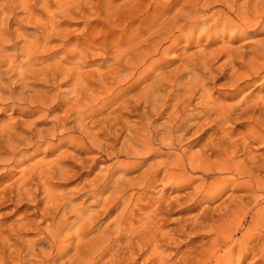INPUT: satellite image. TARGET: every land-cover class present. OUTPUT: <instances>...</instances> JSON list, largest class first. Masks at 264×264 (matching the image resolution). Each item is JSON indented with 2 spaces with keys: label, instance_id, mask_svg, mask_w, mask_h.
I'll return each instance as SVG.
<instances>
[{
  "label": "bare ground",
  "instance_id": "bare-ground-1",
  "mask_svg": "<svg viewBox=\"0 0 264 264\" xmlns=\"http://www.w3.org/2000/svg\"><path fill=\"white\" fill-rule=\"evenodd\" d=\"M30 1L6 0L0 7V108L11 105L23 117L38 114L43 125H27L19 116L0 127L2 162L17 166L21 147L35 153L63 137L59 144L74 155L95 151L118 165L81 182L75 195L48 186L67 172L60 163L68 151L23 168L11 186L2 187L0 202L28 200L38 220L25 215L7 231L0 225V264H55L63 256L62 264H233L236 252L243 260L252 255L250 264H264V154L257 152L264 150V95L239 98L256 80L264 86V41L207 50L219 40L235 42L249 28L264 31V0H172L171 14L161 11L162 0H63L54 11L43 3V22L31 8L36 0ZM73 15L83 21L74 43L59 19ZM26 26L34 32L22 31ZM203 39L204 46L187 52ZM181 42L185 49L166 61ZM95 61L96 68L86 71ZM171 63L173 69H162ZM214 70L227 75L221 85L229 92L216 98L206 88L216 79ZM58 109L62 113L49 115ZM238 125L245 129L236 132ZM190 131L197 134L194 143L206 137L188 156L181 148ZM155 154L171 161L149 162L137 178L122 179ZM85 163L77 164L79 171L93 169L96 160ZM160 174L177 189L198 182L184 199L178 196L183 201L174 197L180 212L187 199L205 204L195 218L167 232L164 216L174 204L168 198L137 208L138 216L128 213L139 200L128 191L152 188ZM228 186L231 194L214 205ZM27 230L38 237L16 247ZM189 235L201 240L187 238L175 260L161 249L180 248L177 238Z\"/></svg>",
  "mask_w": 264,
  "mask_h": 264
},
{
  "label": "rangeland",
  "instance_id": "rangeland-1",
  "mask_svg": "<svg viewBox=\"0 0 264 264\" xmlns=\"http://www.w3.org/2000/svg\"><path fill=\"white\" fill-rule=\"evenodd\" d=\"M40 1L39 0H36L35 5H31V8H32V10L35 11L34 12V15L39 16L41 18L40 19V22H43L45 20V18H46V14H47L46 13L47 10H45V13L46 14L44 13V10H43L45 8L44 7L45 4L48 5L49 9H51L52 11H54V7H55L54 5H56V3L58 1H63V0H40ZM121 1L122 0H115L114 3H120ZM171 1L172 0H162L161 3H160V7L163 6V7H161V11L164 10L163 12H165L166 14H171L172 13V7H171L172 2ZM31 2H32V0L30 1V3ZM4 3H6V0H0V7L1 8H3L1 5L4 4ZM43 3H45V4H43ZM181 4H182V2H179L178 3V5H181ZM178 5H176V6H178ZM1 8H0V10H2ZM18 11L19 10H17V12ZM20 16H21V13L19 14V17ZM77 17H78L77 15H73L71 18L70 17H67V19L70 18L69 20H66V18H59L61 20L63 19L62 20L63 22H61V28L63 29L65 27L64 29H66V27H67L66 30H67L68 33L67 32L66 33L69 35V36L67 35V37H71V42L73 41V43L74 42H77L75 36H78L77 35V34H79L78 32L80 31L81 28H83V25H82V22L83 21L79 17L77 19ZM71 19L73 21H71ZM134 26L136 27V25H134ZM13 27H14V25H13ZM34 28H35L34 26H32V27L31 26L30 27L29 26H26V27H24L22 29V31H26L28 33H31V32H34ZM260 28H257V29L249 28V29H247L246 32H248V34L246 36H244V37H242L240 39H237L235 42H232V43L227 42L228 41V38L224 39L223 42L219 40L216 43L210 45L209 48H207V50L210 51L211 49L212 50L213 49H216V48H218L219 46H222V45H224L226 47L229 46V47H232V48H236V47L243 46V44L244 45L250 44V43H252L254 41H264V31H261L260 32L259 31ZM70 30H71V33H69ZM247 38H249V39L247 40ZM205 40L206 39H203L198 45H193L191 48L187 49V52L188 53H191V52L195 51L197 49L196 47H198L199 45L200 46H204L207 43V40L206 41ZM53 43H52V45H56L55 43H57V45L59 44L58 41L57 42H53ZM183 48L185 49L184 42H181L179 44V46H178V50H176L175 52L168 53L164 57V59L166 61H170V60L173 61L174 57L177 56L178 54H180L181 53L180 51L183 50ZM98 58L103 59V57H98ZM222 58H224V56H222ZM222 61L223 60L220 57L218 59V61H217L216 64L219 65V64L222 63ZM99 63H100L99 61H95V62H93V64L87 65L86 66L87 68L85 67L86 71L87 70H92V69L96 68V66ZM174 63L176 64V61ZM174 63L168 64V65L165 64L164 67L162 66L163 67L162 69L163 70L173 69L174 66H175ZM216 64H215V67L217 66ZM88 66H90V67H88ZM165 66H166V68H165ZM217 70H219V69H217ZM217 70H214L213 71V76H215L216 79H212L210 81V83H207L206 84V88L208 89V92L212 95V97H215V98L216 97H219V94L218 93H221V94L222 93H229L227 91L224 92L222 90L223 88H222V85H221L224 81H226L225 78H227L226 77L227 75H225V74H224V76L222 74H219L218 75V71ZM212 83H214V86L213 87H212ZM261 84H262V82L260 80H256L255 82H253V84L250 85L251 87H248V88L244 89L243 92H241L239 98L242 97V94L245 95L247 93H251L252 96H256V95H260V94L261 95L262 94L264 95V86L261 85ZM236 98L228 99L227 101L224 100V102L225 103H234V102H236L239 99V98H237V100L235 101ZM12 108L13 107L11 105H9V106H7V108L3 112H2V110L0 108V127L1 128H2V126H5V124H7L8 122H10L12 120L14 121L16 119H20L21 117H22V119H20V120L23 121V122H25V123L27 122L26 123L27 125H30L31 123H36L38 121L36 128L42 127V125H43L42 121L43 120L40 119V115H38V114H36V115L35 114H27V115H25L23 117V116H21L19 109H17L18 110L17 111L15 109L12 110ZM60 113H62V110L61 109H58V110H55L54 113L52 112L49 115L50 116H53L55 114H60ZM19 116H20V118H19ZM130 119L133 120V116H131ZM162 120L163 119L159 120V122L162 121ZM244 129H245L244 128V125H238V126L235 127V131L236 132H242ZM18 133L20 134L21 132H18ZM189 133H191V131L188 132L184 136V138H183L184 140H182L183 143L181 142L182 143L181 150L183 152H185L188 156L196 153L199 150L200 144L202 143L204 137H206V135L204 134L202 140L199 139L196 143H194L193 140H194V138H197V134H195L196 137L193 134L194 135V137H193V135L192 134L190 135ZM185 138H187V139H185ZM62 139H63V137H60L57 141L50 142V146H49V144H48V146L46 145L47 147L46 146H42L40 148V150L38 152H35V153H34V150L33 149H30L28 151V149H24V147H21L20 148L21 149V151H20L21 154L19 153L18 156L15 157V161L16 162H18V160L21 162V163L18 162L19 164L18 163L16 164L19 167L15 166L13 163L8 164L6 162H2V160L5 158V156L3 154H0V190L2 189V187L3 188H6V187H8V185L11 186V183H14L15 180L20 177L21 171L23 170V168L24 169L25 168H28V167L34 165L35 163H37V162L40 163L42 161L45 162V163H50L52 161H55L58 158V155L60 156V154L62 152L64 153L66 151H68L69 158H67V159L65 158V160H61V163L60 164L62 165L61 167H63V169L65 168L67 170V172H65V174L63 175V177L57 175L55 178L49 179V184H48L49 189L51 191H53V192H56V193H66L67 192V194L68 193L69 194L73 193L75 195L77 193L78 188H80L81 185H82L81 182H83L85 180H90L95 174H97L101 170L104 171L106 169H109L113 165L114 166H117L118 165V163H115V161L112 158H109V157H106L105 158L103 156L102 157H99V154L97 152H95V151L80 150V151L76 152L77 155H74L73 154L74 150H71V147H67V145H64V146L63 145H60ZM259 145H260V143L254 144L253 145L254 146V149L256 147L259 148ZM257 152H258V154H260V153L261 154H264V150H263V152L260 151V150L257 151ZM71 154L75 156V159H70V158H72L70 156ZM161 155L163 157L160 156V155H158V154H155L154 157H152V155L148 156V158H147L148 161L145 164H142V165H140V166H138V167H136V168H134L132 170H129V172H127L126 174L122 175V179L123 180L126 179V181H127V179H128V181L129 180H133V178H137V176L140 175V172H142L143 170L146 169V167L148 166L147 164H149V162L150 163H154V162L156 163L158 161L166 160L167 159V157L165 155H163V154H161ZM164 156H165V158H164ZM77 159L78 160L80 159V162ZM92 159L96 160V165L93 166V169H90L88 172L86 170L87 168H85L83 171H79V169H80L79 167L80 166L77 165L78 163L80 164L82 162V160H85L86 161L85 164H87V165L89 164L90 165ZM168 159H167V161H171V158L170 157ZM74 162H75V164H74ZM68 170H69V172H68ZM79 173H81V174H79ZM161 175L162 174H160V176H159L160 179L159 178L157 179V181L155 183L156 185L154 184V186L152 188L145 189L146 192L143 193V194H141V193L143 191H145V190H140V191L139 190H133V191L130 190V191H128V193L126 195L127 197L131 193H133V194L135 193V195H134V198L135 199L137 197H139V200H137V201L134 200V202L131 203V205H130V207L128 209V213L129 214H133L134 216H138V210H137V208L138 209H141V211L144 210L145 207H146V205L151 204L152 201L155 200V199H157V198H159V196L160 197H164V198H168V199L172 200L173 202L175 200L174 199L175 196H176L175 198H180V197L183 198L182 196L185 195L184 193H186V192L188 193L191 190H193V188L198 183V182H193L190 185H187L185 187H182V189L181 188H178L177 189V188H175L173 186V184H171V183L168 184V182H170L168 180H167L166 183H164V181L166 180V178H162ZM71 176H73V177H71ZM116 176H119V174L117 173ZM79 184H81V185H79ZM75 191H76V193H75ZM231 191H232L231 190V186H228L227 189H226V191L220 196V199H218L219 201L214 202L213 204L214 205L215 204H219L220 202L223 201V199L225 200L231 194ZM179 195H180V197H178ZM40 197H41V195L38 196V198H40ZM183 199H181L179 201L181 202V201H183ZM23 200H22L23 202L21 201L22 203H20V201L19 202L13 201V203L11 201L10 202L9 201H2V202H0V225L2 226V229L3 230L7 231L9 229H12L13 226H15V224L18 221H20L21 218H23L25 215L31 221H36L37 222L38 217L35 216L34 213H33L34 212V207L30 203V201L27 200L28 201L27 202V201H25V199H23ZM198 200H199V198H198ZM79 201H80V198L74 199V202L75 203H78ZM185 201H188L187 202V206H185L186 210H184V211L181 210V212H180V210H179L180 205H179V208H178V206L176 207V205H175L176 202H174L173 206L171 207L172 209L169 211L170 213L167 212L165 214L164 218L166 219V222L164 223L163 231L167 232V231H170V230L175 229L177 227V225L180 224V221H183V219H191V218L193 219V218H195L198 215V213H200V210L203 207H205L204 206L205 204L200 203L201 204L200 205L199 203H197L198 201H195L193 203L189 202L190 201L189 199H187ZM185 203L186 202H184V205H186ZM190 203L192 204V206H191ZM213 204H212V206H213ZM24 212L27 213V214H25ZM117 213H118V211L114 210L110 214V218L112 216L116 215ZM102 223L103 222H100L99 225H101ZM35 234H34V231L33 230L32 231L31 230H27V231L23 232L21 234L22 241L19 240L17 242V244H16V247L19 248L20 245H21V242L22 243H28V241L31 242V241L35 240L38 237ZM195 236L196 235H189V237L188 236H184V237L180 236L177 239H178L179 242L182 243V245L185 244V242L188 241L189 238L192 239V237H193V239H192V242L191 243L199 242L201 240V238L200 239L199 238H196L195 239L194 238ZM259 247H260V245H259ZM262 247L264 248V245ZM161 249L165 251V255H169L170 256V254H172L171 257H174L173 260H175L177 257L180 256V254L183 251H185L187 249V247L183 245L182 247L179 248V246L173 244V245H169V246L168 245L163 246ZM177 249H179V250H177ZM174 253H175V255H174ZM251 256L249 255L248 257H246L243 260V259L240 258V255H238L237 252H236L235 257H234L233 264H250L251 258H252ZM65 257L63 256L61 258H59V257L56 258L54 260V263L56 262L55 264H62V262L63 261L65 262V260H66Z\"/></svg>",
  "mask_w": 264,
  "mask_h": 264
}]
</instances>
